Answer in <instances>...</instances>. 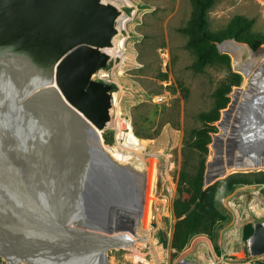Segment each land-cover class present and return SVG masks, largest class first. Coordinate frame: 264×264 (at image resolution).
I'll list each match as a JSON object with an SVG mask.
<instances>
[{
    "label": "water",
    "instance_id": "95a60500",
    "mask_svg": "<svg viewBox=\"0 0 264 264\" xmlns=\"http://www.w3.org/2000/svg\"><path fill=\"white\" fill-rule=\"evenodd\" d=\"M124 14L110 0H0V257L8 264H109L108 251L126 243L96 230L125 229L137 207L115 186L120 171L97 165L90 142L113 118L115 85L98 74ZM227 41L237 42H216L221 53ZM248 63L234 59L238 71ZM253 228L256 257L264 222Z\"/></svg>",
    "mask_w": 264,
    "mask_h": 264
},
{
    "label": "rangeland",
    "instance_id": "374dc122",
    "mask_svg": "<svg viewBox=\"0 0 264 264\" xmlns=\"http://www.w3.org/2000/svg\"><path fill=\"white\" fill-rule=\"evenodd\" d=\"M121 8L125 13L124 23L121 21V32L114 46L107 50L112 58L107 68L101 70L100 77L115 85L116 130L103 131L100 149L119 166L142 163L143 150L161 153L160 160L171 165H168L169 175L173 182L162 189L164 195H169L173 188V196L170 212L165 214V226L157 232L159 264H178L183 260L189 264H246L250 254L249 238L244 236L245 225L264 222V168L234 167L209 184L205 179L209 163L214 159L215 136L223 132L218 122L233 102L234 91L250 88V81L242 70L235 69L229 52L220 53L229 54L230 63L217 59L201 69L195 68L196 52L187 47L188 36L181 31L191 17V0H129ZM236 16L253 22L246 31L247 42L223 38L234 31L231 23ZM208 19L209 30L223 38L221 42L235 39L250 47L251 43L258 46L256 51L264 48V0H218L209 11ZM234 73L243 77L240 86H232ZM263 80L264 77L259 83L264 84ZM220 91L224 93L219 94ZM222 104L226 107L218 110ZM215 117L216 122L207 123L208 118ZM211 126L217 131L213 132ZM205 134L211 137L207 151L197 146L199 136ZM117 142L123 150L116 147ZM127 150L137 153L133 155ZM201 168L206 187L236 174L237 178L249 182L218 195V206L230 218L217 223L212 235L196 234L184 248L177 249L173 246L175 225L191 208L189 188L179 184L180 172L185 169L195 176ZM258 190L262 200L255 203L253 198ZM182 204L186 209L181 212ZM140 211L137 207L133 212L136 221ZM141 251H145L147 259H153L148 249ZM107 255L109 264H133L126 248L111 249ZM262 256L260 260L254 259L263 262ZM0 264L8 263L0 257Z\"/></svg>",
    "mask_w": 264,
    "mask_h": 264
},
{
    "label": "bare ground",
    "instance_id": "6f19581e",
    "mask_svg": "<svg viewBox=\"0 0 264 264\" xmlns=\"http://www.w3.org/2000/svg\"><path fill=\"white\" fill-rule=\"evenodd\" d=\"M110 1L119 8L129 3V0ZM122 22L124 23L123 20ZM221 48L232 53L236 61H240L241 57L249 60L247 66L242 65L241 70L244 76L248 77L251 87L238 88L234 91L233 102L224 111L222 120L218 122L223 132L216 135L213 147L214 152L219 153L220 159L215 158L210 162L208 178L211 182L219 174L226 175L234 167L245 168L244 170L264 168V84L259 83L264 77V50L253 51L247 45L234 41L223 43ZM98 76H103L102 71ZM48 85L55 87L53 74ZM112 114L111 124L104 132L116 130L114 105ZM104 132L90 134V142L100 153L97 156L100 160L97 165L101 169H110L114 165L113 169H116V172L120 171V177H115L116 188L122 191L127 189L129 192L126 191L123 194L130 195V198L135 201V207L141 211L137 221L134 219L129 221V224L125 222L123 230H118V227L114 229L98 227L96 230L108 236L122 235L125 237L126 243L121 247L129 251L133 264H159L157 250L159 242L157 234L159 233L157 232L165 226V214L170 212L171 196H173V188L169 187L171 191L169 195H164L162 189L168 182H173L169 175L171 165L168 164V166L166 162L160 160L161 153L150 154L143 150L141 153L145 154V160L142 163L119 166L107 157L109 155L104 150L100 149ZM116 147L123 150L119 142L116 143ZM127 153L135 155L137 152L127 150ZM118 218L119 215L114 214L112 222L115 224ZM142 248L149 250L153 255L152 260L147 259L145 251H141Z\"/></svg>",
    "mask_w": 264,
    "mask_h": 264
},
{
    "label": "trees",
    "instance_id": "16d2710c",
    "mask_svg": "<svg viewBox=\"0 0 264 264\" xmlns=\"http://www.w3.org/2000/svg\"><path fill=\"white\" fill-rule=\"evenodd\" d=\"M218 0H191L192 13L191 17L184 28L181 29L183 33L188 36L187 47H190L196 52L195 68L201 69L217 59H222L230 63L231 58L229 54H221L216 46V42H221L222 39L234 37L241 42H247L246 31L251 27L252 20L236 16L232 23L231 32L224 35L223 38L216 36L209 30V11L214 7ZM251 47L256 50L258 46L251 43ZM234 83L232 86H240L242 83V75L234 73L232 75ZM220 91L219 94H223ZM226 105H218V110L225 108ZM218 120L215 118H208V124H212ZM212 131L216 132L217 128L211 126ZM211 131V130H209ZM207 139V140H206ZM211 137L207 134L200 135L197 146L207 151V145L210 143ZM205 160H202L203 167H205ZM237 175H232L225 180H218L212 185L206 187L204 183V169H199L195 176H191L185 169L180 172V185H187L189 188L188 202L191 206L187 215L179 220L175 225L173 246L177 249L185 247L189 239L199 233H206L212 235L217 223L228 220L230 215L223 211L217 204L218 195L222 192H230L237 184L248 183L249 180H241ZM186 209L185 205H181L180 211ZM253 224L245 225L244 236L246 239L253 234ZM257 264H264V261L257 262Z\"/></svg>",
    "mask_w": 264,
    "mask_h": 264
},
{
    "label": "built area",
    "instance_id": "2783aa9c",
    "mask_svg": "<svg viewBox=\"0 0 264 264\" xmlns=\"http://www.w3.org/2000/svg\"><path fill=\"white\" fill-rule=\"evenodd\" d=\"M99 77V76H98ZM100 78V77H99ZM100 79H102V78H100ZM261 200V192L258 190L256 193H255V195H254V198H253V202H255V203H257V202H259ZM248 242V241H247ZM247 247H248V244H247ZM248 252H249V250H248ZM250 254V253H249ZM262 255L261 256H256V257H254V256H252L251 254H250V257H249V260L246 262V264H257V262H256V259H254V258H257L258 260H260V259H262Z\"/></svg>",
    "mask_w": 264,
    "mask_h": 264
},
{
    "label": "crops",
    "instance_id": "0c3cea01",
    "mask_svg": "<svg viewBox=\"0 0 264 264\" xmlns=\"http://www.w3.org/2000/svg\"><path fill=\"white\" fill-rule=\"evenodd\" d=\"M261 200H262V199H261ZM261 200H260V201H261Z\"/></svg>",
    "mask_w": 264,
    "mask_h": 264
}]
</instances>
